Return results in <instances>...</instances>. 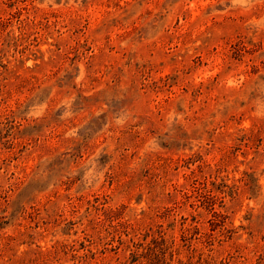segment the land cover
<instances>
[{"label": "rangeland", "instance_id": "374dc122", "mask_svg": "<svg viewBox=\"0 0 264 264\" xmlns=\"http://www.w3.org/2000/svg\"><path fill=\"white\" fill-rule=\"evenodd\" d=\"M0 264H264V0H0Z\"/></svg>", "mask_w": 264, "mask_h": 264}]
</instances>
